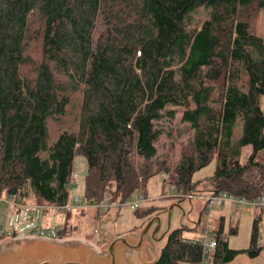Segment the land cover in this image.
<instances>
[{"label": "trees", "instance_id": "obj_1", "mask_svg": "<svg viewBox=\"0 0 264 264\" xmlns=\"http://www.w3.org/2000/svg\"><path fill=\"white\" fill-rule=\"evenodd\" d=\"M259 9L264 0H0V193L62 204L81 155L86 200L124 201L155 174L200 192L192 175L212 159L208 192L264 195V42L247 21ZM176 109L187 148L174 165L154 164L160 123ZM259 222L256 214L242 248L228 247L219 223L207 264L256 257ZM56 232L67 236L64 219ZM182 233L168 231L154 264L199 261L200 246Z\"/></svg>", "mask_w": 264, "mask_h": 264}, {"label": "rangeland", "instance_id": "obj_2", "mask_svg": "<svg viewBox=\"0 0 264 264\" xmlns=\"http://www.w3.org/2000/svg\"><path fill=\"white\" fill-rule=\"evenodd\" d=\"M250 15L247 18L249 26L253 33L259 37L264 42V9L259 10H250ZM205 12L201 9L194 15L193 19L195 25H199L205 17ZM258 103L260 109L264 114V95L258 97ZM69 113H74V110ZM180 110L176 109L174 117L171 121L163 120L161 121L162 133L158 136L155 142V159L154 164L164 161L167 165H174L179 157L182 150L187 148L188 141L191 135V131L188 128L186 123H183L179 120ZM70 122V123H69ZM64 127L68 125L73 126V121L69 120V117L63 122ZM69 125V126H70ZM62 126V127H63ZM57 123H49V132L53 135L58 130ZM240 131V125L238 124L235 135ZM250 146L244 145L240 147V152L238 160L244 162L247 156L250 153ZM133 159L139 163L141 160L133 155ZM256 159L260 163H264V148L259 150L256 155ZM215 160L212 159L207 165L203 166L199 170L195 171L192 175L193 181L196 183V188L205 189L209 188V182L207 177H209L213 171ZM72 168L75 169L77 174V183L69 187V193H77L81 195L83 189V179L85 175V160L81 155H75L72 162ZM258 177H263L258 175ZM164 180V175L155 174L151 176L143 189L147 196L151 197V200L141 203L136 209L131 210L127 206H120L117 210H114V216L112 210L108 209L107 212L100 211L99 215H95V209L85 210L83 212L74 211L71 215L67 214H54L53 220L54 223L61 224L63 219L65 223V229L67 236L65 238H80L87 241L90 244L95 245V243L101 240L100 235L96 232V227L99 224L100 228L105 232L106 238H111V236L116 235V233L124 232H137V230L151 217L157 215H163L167 210V207L170 203L173 206L178 204L180 207L181 202L184 204L183 208H187L186 201L184 198L176 199L174 197L175 191L169 187V184ZM262 183H264V178ZM136 192L132 193L128 199H131ZM162 194L163 196H160ZM167 195V196H166ZM28 199H31L30 195H27ZM201 203L196 200L195 202V211L196 213L200 209ZM102 210V209H101ZM185 210H182V212ZM195 211H193L195 213ZM103 212V213H102ZM191 211L190 214H193ZM221 212V215L224 217V232L226 236L229 225H236L237 233L234 235H228V244L231 247H244L248 245L249 235L251 229L252 218L259 213V210L251 206L244 205L239 208H235L229 203H224L222 206H212V224L216 228L217 224L215 223L216 215ZM113 217V218H112ZM183 217V216H182ZM187 218V214L185 215ZM262 221L259 222L258 228V237L259 244L264 242V213L261 216ZM112 219V220H111ZM147 219V220H146ZM111 220V221H110ZM143 220H146L143 222ZM171 220H174L173 214L171 215ZM185 221V220H183ZM143 222V223H142ZM182 222V220H181ZM188 222V221H185ZM182 222V223H185ZM201 223V218L199 220ZM4 224V212L3 208L0 207V226ZM179 227V226H178ZM228 227V228H227ZM108 232V233H107ZM188 237L194 235V233L185 232ZM5 238H0L2 241ZM252 259H250L251 261ZM237 258L233 259L231 264H241ZM249 264H264V250L252 260Z\"/></svg>", "mask_w": 264, "mask_h": 264}, {"label": "built area", "instance_id": "obj_3", "mask_svg": "<svg viewBox=\"0 0 264 264\" xmlns=\"http://www.w3.org/2000/svg\"><path fill=\"white\" fill-rule=\"evenodd\" d=\"M75 169H71L67 177V194L62 204H38L23 201L15 194L0 193V207L4 212V224L0 226V238L15 239L23 237H45L48 239L61 240L65 237L57 235V225L54 223V214L65 211H78L83 209H112L117 210L120 206L136 209L141 203L151 200L141 191H136L131 199L121 202H109L106 197L100 201L86 200L77 193H69V187L77 183ZM169 187L175 191L176 199L184 198L186 201H199L201 207L198 211L195 223V233L188 237L192 243L200 246V258L194 264H207L209 256L216 246L215 230L212 224V206H222L224 203L233 205L236 209L244 205L251 206L264 213V195L255 197H242L225 191L198 192L196 190H177L173 184ZM160 196H163L160 194ZM167 196V195H166ZM201 218V223L199 220Z\"/></svg>", "mask_w": 264, "mask_h": 264}, {"label": "water", "instance_id": "obj_4", "mask_svg": "<svg viewBox=\"0 0 264 264\" xmlns=\"http://www.w3.org/2000/svg\"><path fill=\"white\" fill-rule=\"evenodd\" d=\"M158 221L157 217H154ZM153 220L148 219L140 228L139 237L128 235L106 238L105 232L96 227L101 240L95 245L80 238L61 240L45 237H23L0 241V264H126L124 250L137 249L140 263L155 258L145 233ZM179 228L186 229L183 225ZM144 247L148 249L145 253Z\"/></svg>", "mask_w": 264, "mask_h": 264}, {"label": "crops", "instance_id": "obj_5", "mask_svg": "<svg viewBox=\"0 0 264 264\" xmlns=\"http://www.w3.org/2000/svg\"><path fill=\"white\" fill-rule=\"evenodd\" d=\"M195 188H196V186H195ZM196 189H198V188H196ZM201 191L202 192H208V187L205 188V189H202ZM183 202H181L180 207H178V204L173 206L172 204H174V202L170 203V205L167 207V210L165 211V213L163 215H157V216L154 215V216L150 217L153 221L147 227V231L145 233V236H146V239L149 241L150 248L153 251V253L155 255V258L152 261L148 262V263H140V261L138 260L139 252H138L137 249L133 248V249H129L127 251L124 250V252H123V256H124V259L126 261V264H154V262L157 259L159 250H160V248L162 247V245H163V243L165 241L166 234L168 233L169 230H171V229H173L175 227H178L180 225H183V227H186V229H183V233H182L183 236H185V237H188L187 235H190V234L186 235L185 232H187V233H190V232L191 233H195V231H196L195 230V226L196 225H195L194 221H196L197 217H198L197 216L198 212L196 213V211H195V202L196 201L194 200V201L186 202L187 208H183V206H184V204H182ZM200 207H201V205H200ZM182 210H185V211L182 212ZM191 211L192 212L195 211V213L193 212V214H190ZM114 212L115 211L112 210L113 216H114ZM172 214L174 216V220H171V215ZM186 214H187V218L185 217ZM258 214L260 215V221H262L261 216H262L263 213H261L259 211ZM154 217H157L158 221H155ZM216 217H217V218H215V223L217 224L216 228L218 227V224L220 223L221 224L220 236L226 240L228 247H231V246H229L228 240H227L228 239V237H227L228 236V230H227L226 236L223 234V232H224V217L221 215V212H219L216 215ZM146 220H143V222L146 221ZM181 220H182V222H185V221H188V222L182 223ZM183 220H185V221H183ZM228 227L229 228L230 227H236V225H233V226L229 225ZM140 228L137 230V232L128 231V232H124V233H116V235L111 236V238H113V237H115L117 235H125V236L128 235V236H131V238L135 239V238L139 237ZM236 233H237V227H236ZM111 238H109V239H111ZM231 248H242V247H231ZM263 250H264V247L260 250V252H259V254L257 256H259L260 253ZM144 251H145L146 254L149 253L148 249L146 247H144ZM256 257L248 258L245 254H237L230 261H233V259L237 258L238 260H240L239 262L241 264H249ZM250 259H252V260L250 261ZM230 261H228L226 263H223V264H231L232 262H230Z\"/></svg>", "mask_w": 264, "mask_h": 264}]
</instances>
